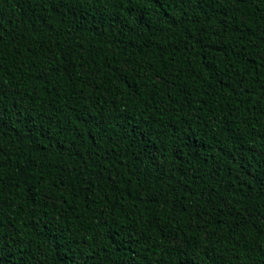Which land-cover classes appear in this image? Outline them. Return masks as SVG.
<instances>
[{"label": "trees", "instance_id": "16d2710c", "mask_svg": "<svg viewBox=\"0 0 264 264\" xmlns=\"http://www.w3.org/2000/svg\"><path fill=\"white\" fill-rule=\"evenodd\" d=\"M181 11L0 0V232L18 256L264 264V0Z\"/></svg>", "mask_w": 264, "mask_h": 264}, {"label": "snow or ice", "instance_id": "6c2138e0", "mask_svg": "<svg viewBox=\"0 0 264 264\" xmlns=\"http://www.w3.org/2000/svg\"><path fill=\"white\" fill-rule=\"evenodd\" d=\"M201 0H147L148 5L156 10V15L167 25L182 24L184 21L180 20L178 17H167L164 14L168 12L169 8H179L185 11L180 12V16L186 14V10L191 8L194 3L199 4ZM239 2V0H237ZM227 15V13H225ZM206 19L211 20V16L206 17ZM202 31H207V26H205ZM3 37L0 36V39ZM190 40L196 43H203L202 39H197L193 35ZM207 46V45H205ZM8 126L2 119H0V136H3L7 130ZM2 153V149H0ZM0 227H2V222H0ZM14 232V228L10 227L8 232H0V264H31L32 257L25 260L24 257L17 255V249L19 245L11 238V234ZM13 245H16L15 247Z\"/></svg>", "mask_w": 264, "mask_h": 264}]
</instances>
